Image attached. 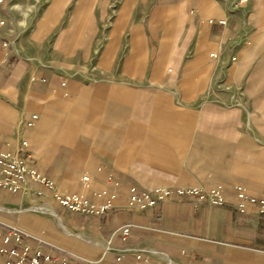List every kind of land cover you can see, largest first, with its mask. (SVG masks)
I'll use <instances>...</instances> for the list:
<instances>
[{"label":"crops","instance_id":"crops-1","mask_svg":"<svg viewBox=\"0 0 264 264\" xmlns=\"http://www.w3.org/2000/svg\"><path fill=\"white\" fill-rule=\"evenodd\" d=\"M182 2L185 19L125 21L114 35L117 15L92 71L78 60L20 55L4 0L0 150L52 181L55 194L104 203L80 185L86 173L116 197L100 217L85 216L61 207L43 185L10 181L0 185V234L17 231L21 244L81 264H164L159 254L175 264H264V214L238 213L231 192L264 190V0ZM171 3L150 10L170 11ZM125 6L145 8L125 0L118 14ZM111 175L118 187L108 185ZM129 183L145 190L219 184L225 204L172 196L135 212L126 208ZM27 198L50 203L62 225L115 252L64 234L47 215L14 210ZM124 226L130 233L122 239Z\"/></svg>","mask_w":264,"mask_h":264},{"label":"rangeland","instance_id":"rangeland-1","mask_svg":"<svg viewBox=\"0 0 264 264\" xmlns=\"http://www.w3.org/2000/svg\"><path fill=\"white\" fill-rule=\"evenodd\" d=\"M124 1L9 0L8 6L10 10L7 15L10 16V23L16 26L17 33L19 32V38L16 39L15 44L20 55H33L37 60H42L43 62L59 59L78 60L83 66L82 69H91L92 71L95 69V57L99 54L109 34L110 26L117 15V30H114V35H118L125 21H128L127 25L131 26L136 19L144 21L153 19L166 21L170 19L174 21V19L178 20L179 15L180 19L188 17V10L185 9L182 12L183 5L177 4L178 2L183 4L182 0H172L170 11L162 13L152 12L150 9L153 4L164 2V0H129L134 5H145V8L139 7L140 11L128 13L125 6L118 14L117 9L120 3ZM25 21L26 24H24ZM167 25H172V23L168 22ZM154 31L155 29L151 28L150 34L155 35ZM126 37L127 33H124V43L126 42ZM43 203H46V201L27 198L19 201L14 210L23 211L29 209L35 212L31 207ZM47 204L50 203L47 202ZM39 213L46 215L42 212ZM67 228L74 233L87 235L99 242L101 245L98 247H103L105 244L101 239L96 238V236L86 230Z\"/></svg>","mask_w":264,"mask_h":264},{"label":"built area","instance_id":"built-area-1","mask_svg":"<svg viewBox=\"0 0 264 264\" xmlns=\"http://www.w3.org/2000/svg\"><path fill=\"white\" fill-rule=\"evenodd\" d=\"M245 2L246 0H240V3ZM3 4L4 0H0V6ZM3 24L4 19L0 17V26ZM220 24H223V22L221 21ZM3 46H8V43H3ZM234 61L235 59L232 57L231 62ZM34 120H36V116L31 115L27 123L31 124ZM24 144V141H22V145ZM10 181H20L22 185H25L28 181H33L43 185L52 192V198L61 207L85 216L100 217L109 208L108 199L116 197L115 191L107 188H97L86 173L81 176L80 185L91 192L96 199H105L104 203H95L89 197L76 193L62 192L55 194L52 181L41 175L34 168L28 167L22 160L13 159L9 152L6 153L0 150V185L7 186ZM119 184V180L113 175L109 177L108 185L118 187ZM14 189L16 188L14 187ZM21 191L23 190L21 189ZM225 191V187L219 184L203 188H157L145 190L129 183L126 208L135 212L154 209L161 203L170 200L172 196L178 198L193 197L197 202H202L208 206H222L225 204L223 200ZM231 192L235 200V209L238 213L251 214L256 212L264 214V190L262 193L255 195L240 186H233ZM35 212L39 213L40 211L35 210ZM129 233L130 228L124 226L121 228L119 235L122 239H125ZM103 248L106 251L115 252L108 243L104 244ZM159 256L164 264H174L165 255L159 254ZM0 258L4 260L3 264H81L78 259L70 261L64 254H52L39 245L21 244V233L17 231H7L0 234ZM137 258H139L138 254Z\"/></svg>","mask_w":264,"mask_h":264},{"label":"bare ground","instance_id":"bare-ground-1","mask_svg":"<svg viewBox=\"0 0 264 264\" xmlns=\"http://www.w3.org/2000/svg\"><path fill=\"white\" fill-rule=\"evenodd\" d=\"M177 4L183 5L182 3H179V2ZM1 209H5V208L0 205V210ZM31 209L39 210L40 212L45 213L46 215H48L49 217H51L53 219L56 227L61 232H63L64 234H66L68 236H72V237L79 238V239H81L83 241H86L88 243H93L96 246L101 245L99 242L93 240L92 238L88 237L87 235H84V234H81V233H74V232L70 231L67 227H65L64 225H62L61 224V219L59 218L58 215H56V213L54 212L53 207L50 204H47V202L46 203H43V204H40L38 206H32Z\"/></svg>","mask_w":264,"mask_h":264}]
</instances>
